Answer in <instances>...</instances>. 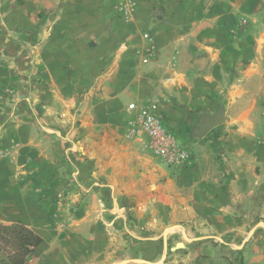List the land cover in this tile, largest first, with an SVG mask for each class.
Returning <instances> with one entry per match:
<instances>
[{
	"label": "rangeland",
	"instance_id": "rangeland-1",
	"mask_svg": "<svg viewBox=\"0 0 264 264\" xmlns=\"http://www.w3.org/2000/svg\"><path fill=\"white\" fill-rule=\"evenodd\" d=\"M160 2L151 9L154 18L137 20L133 37L104 43L117 42L120 50L132 40V47L144 44L151 52L145 63L160 52L163 62L177 66L178 90L163 83V102H148L163 92L158 71H149L156 77L145 85V100L132 102L158 105L161 122L187 159L169 164L145 147L133 132L136 112L115 111L112 99L100 98L112 93L111 86L81 88L49 115L33 114L31 91L47 89L31 81L34 69L19 68L22 56L5 55L0 41V67L6 69L5 86L0 82V193L11 196L9 205L0 204V221L24 222L42 237L54 227H70L68 236L81 238L87 253L111 261L130 249L140 253L149 238L168 240L172 264H250L244 250L249 242L253 261L264 259V0ZM119 7L109 14L113 21L119 17L121 29L133 9ZM182 30L184 36L173 37ZM27 41L21 55L31 63L46 39ZM129 55L135 75L151 69L140 67L138 53ZM208 57L215 95L196 103L192 78ZM220 112L222 123L205 136L194 134L206 114Z\"/></svg>",
	"mask_w": 264,
	"mask_h": 264
},
{
	"label": "crops",
	"instance_id": "crops-1",
	"mask_svg": "<svg viewBox=\"0 0 264 264\" xmlns=\"http://www.w3.org/2000/svg\"><path fill=\"white\" fill-rule=\"evenodd\" d=\"M125 1L0 0V41L5 55L16 52L15 56H22L18 64L19 68L24 70L30 68L32 71L34 69L35 74L31 73V81L37 85L43 84L47 89L36 88L31 91L28 101L34 108L33 114L39 115V112L46 110L49 115L50 109L57 110L56 104L65 102L68 97L75 96L83 88H95L102 85L111 86L114 90L109 96L105 91V96L102 95L100 98L105 101L106 98L112 99L108 105L112 104L113 110L126 112L130 102L145 100V85L150 84L156 77L149 71H158V76H160L158 79H161L158 81L159 87L163 92L160 94L161 97L157 95L154 99L151 98L154 95H149L151 97L148 102L151 100L163 102L165 99L163 94L167 93L163 83L168 82L173 90H178L180 84L177 75L180 73L177 66L171 67L163 62L160 52L145 63L146 60L142 61V58L145 55L150 58L151 52L144 44L132 47L133 41L128 40L129 42L124 43V49L120 48V51L119 46H115L117 42H112L113 46L104 43V39L114 41L118 37H126V39L133 37L134 35L130 36V34L135 32L137 20L154 18L153 6L161 3L160 0ZM119 3L123 6L130 5L133 9V17L127 18L128 21L123 22L121 29L119 28V17L116 15L113 21V17L109 14L113 9L112 6L116 9ZM116 10L115 12L118 11ZM38 36H44L46 41L42 47L34 49L36 55L34 61L28 63L27 58L24 59L21 55L25 53L23 47L29 43L27 39H34ZM182 36H184L183 30L180 34H173L174 38ZM104 45H106L105 49ZM105 51L113 54L120 53L121 58L109 57ZM135 53H138L140 67L150 65L151 69H147V73L135 75L134 68L137 66L130 62L131 56L129 55ZM208 59L209 57L206 68L202 72H197L192 78L191 97L196 103L210 101L215 95V90L212 88L213 85H217L214 61ZM195 61L198 62L199 59ZM104 66H108V72L105 71V74H103ZM5 76L6 69L0 67V82L2 81L4 86ZM94 93L97 94L95 91ZM4 193L3 191L0 193V204L7 206L11 196ZM15 196L21 198L19 195ZM70 229V227H65L61 229L62 231H57V228H52V233L43 236L42 243L35 248L26 264H172L168 263L171 258L168 259L170 251L166 239L161 241L149 238L148 242H141L140 253L136 254L130 249V252L122 258L116 256L111 261L109 257L95 258V252L87 253L86 243L81 238H76L72 233L68 236L67 231ZM244 250L247 260L253 262L250 264H264L263 258L253 261L256 250L253 247L251 253L250 242L246 243Z\"/></svg>",
	"mask_w": 264,
	"mask_h": 264
},
{
	"label": "built area",
	"instance_id": "built-area-1",
	"mask_svg": "<svg viewBox=\"0 0 264 264\" xmlns=\"http://www.w3.org/2000/svg\"><path fill=\"white\" fill-rule=\"evenodd\" d=\"M128 110L137 114L138 125L133 132L143 136L145 147L169 164L180 163L187 159L188 153L181 148L176 137L161 122L157 104L139 106L132 102Z\"/></svg>",
	"mask_w": 264,
	"mask_h": 264
},
{
	"label": "trees",
	"instance_id": "trees-1",
	"mask_svg": "<svg viewBox=\"0 0 264 264\" xmlns=\"http://www.w3.org/2000/svg\"><path fill=\"white\" fill-rule=\"evenodd\" d=\"M43 237L24 222L0 221V264H26Z\"/></svg>",
	"mask_w": 264,
	"mask_h": 264
},
{
	"label": "water",
	"instance_id": "water-1",
	"mask_svg": "<svg viewBox=\"0 0 264 264\" xmlns=\"http://www.w3.org/2000/svg\"><path fill=\"white\" fill-rule=\"evenodd\" d=\"M223 122V113L206 114L204 121L200 127L194 129V134L197 136H205L212 128ZM179 245H183V242H179Z\"/></svg>",
	"mask_w": 264,
	"mask_h": 264
}]
</instances>
